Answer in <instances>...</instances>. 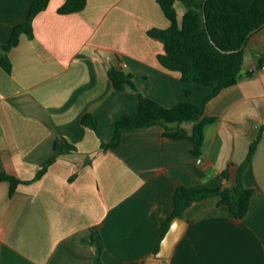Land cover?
Listing matches in <instances>:
<instances>
[{
  "label": "crops",
  "instance_id": "1",
  "mask_svg": "<svg viewBox=\"0 0 264 264\" xmlns=\"http://www.w3.org/2000/svg\"><path fill=\"white\" fill-rule=\"evenodd\" d=\"M33 2L0 0V60ZM65 2L50 0L33 20V37L20 36L7 54L11 72L0 65V172L22 181L13 193L0 182V264H94L95 232L105 264H145L155 258L176 189L236 186L259 134L242 173L253 190L246 216L236 219L217 196L193 203L161 264H264V27L243 47L238 82L206 102L212 88L183 81L158 61L164 46L148 31L171 23L157 0H87L84 10L60 14ZM175 8L181 26L186 7L177 1ZM112 67L165 107L201 108V154L188 137L168 135H191L193 122L125 131L105 150L116 122L138 108L135 92L114 88ZM87 114L98 132L83 125ZM62 138L76 149L58 154Z\"/></svg>",
  "mask_w": 264,
  "mask_h": 264
},
{
  "label": "trees",
  "instance_id": "2",
  "mask_svg": "<svg viewBox=\"0 0 264 264\" xmlns=\"http://www.w3.org/2000/svg\"><path fill=\"white\" fill-rule=\"evenodd\" d=\"M177 1L184 3L186 11L181 26L177 20ZM50 0H34L27 19L16 26L10 42L4 47L5 55L0 65L11 72V63L8 52L15 47L22 34L33 37V20L44 11ZM164 15L170 21L166 29L152 28L148 35L159 40L163 46V53L158 55L160 65L171 72L180 74L183 81L210 87L213 94L218 95L223 89L236 84L241 76L244 63L243 46L251 33L264 27V0H157ZM87 0H66L58 10L60 14H71L85 9ZM259 68H263L261 63ZM109 78L117 90L130 89L138 96V108L131 115H124L116 122L114 139L111 143L103 144L106 150L118 146L125 131L156 124L193 122L194 129L191 135L168 133L172 138L188 137L194 144L193 153L201 154L204 125L203 110L193 104H181L168 108L146 97L134 82L132 76L117 68H110ZM83 125L98 132L95 118L91 114L84 115ZM264 128V127H263ZM260 134L250 147L246 162L238 173L237 185L229 188L197 185L192 187L180 186L174 193L173 214L163 223L154 257H156L162 239L167 233L171 222L175 218H183L186 210L195 202L210 196L220 198V204L228 206L236 219H243L248 213L253 190L247 188L242 179V173L248 165L256 149ZM62 147H59L58 144ZM62 148L68 151L75 150V146L62 138L55 143L58 154ZM58 155L47 160L38 172L39 178L47 168L56 160ZM8 181L11 193L22 182L15 176L0 172V182ZM91 243L96 246V259L94 264H105L102 260L104 244L99 232L92 234Z\"/></svg>",
  "mask_w": 264,
  "mask_h": 264
},
{
  "label": "water",
  "instance_id": "3",
  "mask_svg": "<svg viewBox=\"0 0 264 264\" xmlns=\"http://www.w3.org/2000/svg\"><path fill=\"white\" fill-rule=\"evenodd\" d=\"M186 226L187 221L184 218L177 217L173 219L167 233L161 241L160 249L156 257L147 261L145 264H161L162 259H168L171 256L175 245L182 237Z\"/></svg>",
  "mask_w": 264,
  "mask_h": 264
},
{
  "label": "built area",
  "instance_id": "4",
  "mask_svg": "<svg viewBox=\"0 0 264 264\" xmlns=\"http://www.w3.org/2000/svg\"><path fill=\"white\" fill-rule=\"evenodd\" d=\"M263 69H264V67H263Z\"/></svg>",
  "mask_w": 264,
  "mask_h": 264
}]
</instances>
